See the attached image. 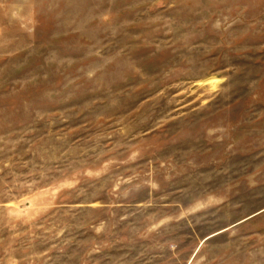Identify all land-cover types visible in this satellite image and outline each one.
<instances>
[{"label": "rangeland", "instance_id": "rangeland-1", "mask_svg": "<svg viewBox=\"0 0 264 264\" xmlns=\"http://www.w3.org/2000/svg\"><path fill=\"white\" fill-rule=\"evenodd\" d=\"M0 264H264V0H0Z\"/></svg>", "mask_w": 264, "mask_h": 264}]
</instances>
